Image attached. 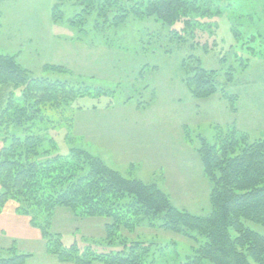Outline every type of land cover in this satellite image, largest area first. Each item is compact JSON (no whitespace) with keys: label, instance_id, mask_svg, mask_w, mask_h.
<instances>
[{"label":"trees","instance_id":"obj_1","mask_svg":"<svg viewBox=\"0 0 264 264\" xmlns=\"http://www.w3.org/2000/svg\"><path fill=\"white\" fill-rule=\"evenodd\" d=\"M65 1L79 8L66 20L80 38L88 34L92 15L115 25L131 17H154L170 27L181 24V29L170 31L169 38L187 44L195 40L204 24H212L210 18L226 14L236 37L248 40L242 45L259 39V47L248 49L254 57L264 52V27L258 24L264 22V0H57L51 12L53 22L64 20ZM247 4L255 7H245ZM1 18L0 12V25ZM240 58L244 68H249L251 60ZM45 68L67 72L59 64H46ZM182 68L183 81L194 97L220 93L235 109L236 99L220 84L218 69L205 68L193 54L182 60ZM233 70L231 66L228 81ZM93 89L97 94L99 89L110 92L94 88L82 77L72 81L34 75L19 62L18 54L0 52V213L13 201L16 212L28 216L32 226L41 230L46 252L62 262L159 264L155 242L129 240L119 233L146 226L182 233L196 241L179 264H264V234L246 224L252 221L264 226V137L251 139L234 124L229 132L221 131L213 143L200 137L198 153L213 184L212 208L206 215L194 214L176 207L156 184L127 178L82 147L72 146L68 154L58 152L50 134L59 123L53 113L59 114L61 121L72 122V102L92 95ZM59 208L70 210L76 218H105L106 237L101 241L119 249L97 252L91 246L81 248L77 242L65 245L62 234L52 231ZM17 245L18 240L8 247L0 245V264H26L34 255L19 251Z\"/></svg>","mask_w":264,"mask_h":264},{"label":"rangeland","instance_id":"obj_2","mask_svg":"<svg viewBox=\"0 0 264 264\" xmlns=\"http://www.w3.org/2000/svg\"><path fill=\"white\" fill-rule=\"evenodd\" d=\"M56 2L0 0V52L18 54L19 62L34 75L72 81L82 77L94 88L110 89L109 93L99 89V94L93 89L92 95L76 98L72 122L61 121V116L53 113L61 122L50 130L58 152L68 154L72 146L82 147L123 176L156 184L179 209L208 214L213 184L198 153L200 137L213 143L221 131L229 132L232 124L251 139L264 137V52L254 57L248 49L259 47L260 40L242 45L248 40L236 37L226 14L210 18L217 28L204 24L195 40L187 44L169 38L170 31L181 29V24L170 27L154 17H131L115 25L92 15L88 34L80 38L66 20L79 8L65 1L64 20L53 22ZM252 5L245 7H255ZM258 24L264 27L263 21ZM190 54L200 57L205 68L218 69L220 84L236 99L235 109L220 93L208 98L191 94L182 68V60ZM223 56L226 59L222 60ZM240 57L251 60L248 69ZM46 64L64 65L67 72L50 71ZM231 66L233 78L228 81ZM53 221L52 231L61 233L67 246L77 242L81 248L91 246L97 252L119 249L101 241L106 237L105 218H76L70 210L59 208ZM246 224L264 234L263 225ZM120 232L129 240L155 242L159 264H179L197 245L192 237L163 228L139 226L135 231ZM230 233L235 237L233 230ZM10 244L0 236L1 246ZM17 247L34 254L26 264H75L48 254L44 239L21 240Z\"/></svg>","mask_w":264,"mask_h":264},{"label":"crops","instance_id":"obj_3","mask_svg":"<svg viewBox=\"0 0 264 264\" xmlns=\"http://www.w3.org/2000/svg\"><path fill=\"white\" fill-rule=\"evenodd\" d=\"M28 216L20 215L16 212V204L9 201L0 213V236L6 238L11 243L13 240H34L43 241L41 230L31 225Z\"/></svg>","mask_w":264,"mask_h":264}]
</instances>
